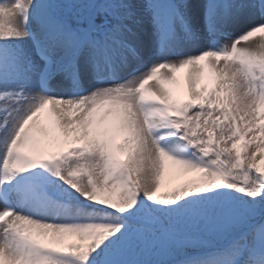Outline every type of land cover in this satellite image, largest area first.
Masks as SVG:
<instances>
[{"label": "snow or ice", "instance_id": "1", "mask_svg": "<svg viewBox=\"0 0 264 264\" xmlns=\"http://www.w3.org/2000/svg\"><path fill=\"white\" fill-rule=\"evenodd\" d=\"M0 264H264V0H0Z\"/></svg>", "mask_w": 264, "mask_h": 264}, {"label": "rangeland", "instance_id": "2", "mask_svg": "<svg viewBox=\"0 0 264 264\" xmlns=\"http://www.w3.org/2000/svg\"><path fill=\"white\" fill-rule=\"evenodd\" d=\"M206 83H208V81ZM183 90H184L183 92L184 95L186 93V86H184ZM192 175L193 174L175 175V177L173 176L171 179H165V181L162 183V187L160 191L161 192L166 191L178 185L179 183L183 182L184 180L191 178ZM71 242H79V241L77 240V238H74L73 240H71Z\"/></svg>", "mask_w": 264, "mask_h": 264}, {"label": "bare ground", "instance_id": "3", "mask_svg": "<svg viewBox=\"0 0 264 264\" xmlns=\"http://www.w3.org/2000/svg\"><path fill=\"white\" fill-rule=\"evenodd\" d=\"M231 31H232V34L235 35V34L238 33L239 29H232ZM186 73H187V69H182V70H180L178 73H176V76H177V78L180 80V82H181V86H182V91H181V93H180L181 95H183V92H184L183 88H184V86H186V83H185V76H186ZM206 82H207V80L205 79V80L202 81L201 83H206ZM173 176L175 177V174H173L170 178H166V179H171ZM74 238H75V237H65L64 242H65V243H70L71 240H73Z\"/></svg>", "mask_w": 264, "mask_h": 264}]
</instances>
